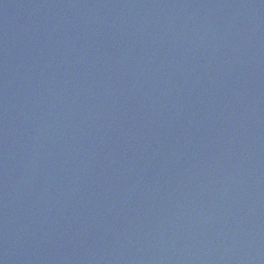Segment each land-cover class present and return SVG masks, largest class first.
Wrapping results in <instances>:
<instances>
[{"label": "water", "instance_id": "water-1", "mask_svg": "<svg viewBox=\"0 0 264 264\" xmlns=\"http://www.w3.org/2000/svg\"><path fill=\"white\" fill-rule=\"evenodd\" d=\"M115 12V11H114ZM109 13V12H108ZM97 16V15H96ZM107 17V16H106ZM95 18V17H94ZM97 18V17H96ZM106 18H104L105 20ZM111 19V18H110ZM95 20V19H94ZM94 22V21H93ZM104 23V22H103ZM56 26V25H55ZM102 26V25H101ZM108 26V24H107ZM106 28V26H105ZM59 30V28H58ZM100 31L102 32V35H103V32H107L109 34H112L114 30L112 29H107L106 30H102L101 27H95V26H89L88 24H84L83 26H78V27H74L72 28L71 31L75 32V34H81V35H85V36H89V37H93V34L90 33L91 32H96V31ZM115 32V31H114ZM61 38H57L56 40H52V39H46L47 41V44L45 45V48H44V52H47L50 54V56L52 58H54L55 60V63L57 64H68L67 62V58H66V47H67V44H69V42H67L65 39L63 40L62 38H64L65 34L63 32H61ZM98 33H96L97 35ZM101 38V37H100ZM93 41V40H92ZM45 42V41H44ZM84 43V41H83ZM98 44V43H97ZM96 46V45H95ZM79 50H80V47H79ZM77 52V51H75ZM57 60H60V62H56Z\"/></svg>", "mask_w": 264, "mask_h": 264}]
</instances>
